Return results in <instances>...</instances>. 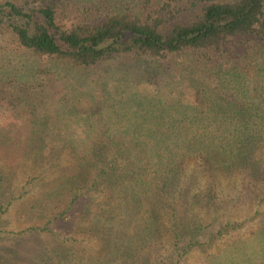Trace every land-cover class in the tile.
<instances>
[{"label": "trees", "instance_id": "trees-1", "mask_svg": "<svg viewBox=\"0 0 264 264\" xmlns=\"http://www.w3.org/2000/svg\"><path fill=\"white\" fill-rule=\"evenodd\" d=\"M219 203L263 264L264 0H0V264L178 259Z\"/></svg>", "mask_w": 264, "mask_h": 264}, {"label": "rangeland", "instance_id": "rangeland-1", "mask_svg": "<svg viewBox=\"0 0 264 264\" xmlns=\"http://www.w3.org/2000/svg\"><path fill=\"white\" fill-rule=\"evenodd\" d=\"M174 57L169 59V61H173ZM13 159V158H12ZM38 174V172H36ZM19 181H22V176L19 177ZM188 193H194L195 191H187ZM220 194H223L224 196H231L234 191H217ZM249 192V191H244ZM226 199V198H225ZM251 203L255 208H257L258 204L255 200ZM250 205V204H249ZM232 204L226 203V204H218L217 207H219V212H226L228 213L231 209V217L232 220L237 221V223H242V226L239 229L230 231L229 234L217 239L212 247L210 249L203 250L202 249H194L190 252H188L186 255L175 259L171 258L169 259V246L164 242H162L161 249L158 248V250L152 255L150 259L149 264H209L208 259H212L214 261L215 256H220L221 252L226 249L228 246L232 245L239 239L246 237L249 233L255 231L258 229L261 224L257 220H250L251 217H253V210H248L243 204H238L237 207L231 208ZM263 208V207H262ZM11 216L13 217L14 214L11 213ZM216 226V224H215ZM57 243L53 242V245L55 246ZM37 246H41L40 244H37ZM92 247V249L97 248V244L93 243L92 245H89ZM222 256L219 258L217 264H230L232 262V257L229 255H225L224 253L221 254ZM264 264V263H263Z\"/></svg>", "mask_w": 264, "mask_h": 264}]
</instances>
